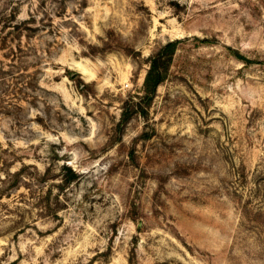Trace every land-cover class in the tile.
Returning <instances> with one entry per match:
<instances>
[{
    "label": "rangeland",
    "instance_id": "rangeland-1",
    "mask_svg": "<svg viewBox=\"0 0 264 264\" xmlns=\"http://www.w3.org/2000/svg\"><path fill=\"white\" fill-rule=\"evenodd\" d=\"M0 264H264V0H0Z\"/></svg>",
    "mask_w": 264,
    "mask_h": 264
},
{
    "label": "trees",
    "instance_id": "trees-1",
    "mask_svg": "<svg viewBox=\"0 0 264 264\" xmlns=\"http://www.w3.org/2000/svg\"><path fill=\"white\" fill-rule=\"evenodd\" d=\"M173 49L174 42H167L150 58L143 82L144 91L148 97L155 93L157 86L165 78Z\"/></svg>",
    "mask_w": 264,
    "mask_h": 264
}]
</instances>
